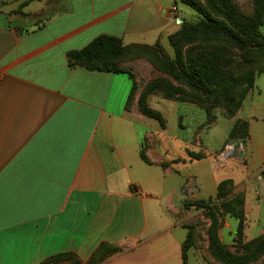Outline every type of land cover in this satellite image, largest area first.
Masks as SVG:
<instances>
[{"label": "crops", "instance_id": "obj_1", "mask_svg": "<svg viewBox=\"0 0 264 264\" xmlns=\"http://www.w3.org/2000/svg\"><path fill=\"white\" fill-rule=\"evenodd\" d=\"M179 4L0 0V264L62 253L71 255L51 264H221L206 232L185 258L183 243L190 222L210 223L185 201L215 197L225 179L245 193L244 241L264 232V73L232 118L153 96L162 126L127 105L128 73L69 65L68 52L101 35L162 41L180 24ZM240 120L245 149L224 156ZM238 225L222 217L224 243Z\"/></svg>", "mask_w": 264, "mask_h": 264}, {"label": "trees", "instance_id": "obj_2", "mask_svg": "<svg viewBox=\"0 0 264 264\" xmlns=\"http://www.w3.org/2000/svg\"><path fill=\"white\" fill-rule=\"evenodd\" d=\"M212 14L208 8L199 0H182V2L200 14V20L196 26L186 25L179 32L171 35V38L184 36L186 43L191 40L185 37L186 29L189 27L195 30V33L204 35L208 39L224 38L227 42L245 48L254 45L264 52V0L258 1V8L253 14H246L240 11L232 0H209ZM155 44H125L123 40L116 36L101 35L92 40L88 45L68 52V62L70 66H85L91 69L106 70L113 72H126L131 76L128 69L119 67L120 58L136 55H150L155 61L160 62L161 67L170 73L175 79L184 81L192 90L194 95L183 98L180 96H164L167 99L193 102L204 108L208 113V120H214L212 114L215 110H220L222 115L232 118L242 107L245 99L253 89L256 77L264 73V68L257 71L251 70L240 75H230L227 73L222 63L220 55L215 51L199 52L187 63L184 62L182 53L178 48L176 62L161 61L155 54ZM208 86L214 87L206 91ZM195 92L206 94L212 97V102L207 103L199 99ZM135 97L134 83L127 105L132 104ZM139 110L144 114L157 119L162 126H165L164 116L156 109L150 106L146 97L139 99ZM224 105L225 109H221ZM249 135V123L247 121H237L227 139L230 141H245ZM143 157L146 156L143 152ZM196 158L203 157V154H193ZM264 176V170L262 171ZM185 205H195L197 208H204V217L209 220V225L203 220V231L207 233L210 254L220 261L221 264H264V233L254 238L248 243H243V231L245 220V194L243 192L234 193V182L232 179H225L218 185L217 195L208 199L187 200ZM230 215L239 220L237 228V239L233 245L224 243L219 236V229L222 224V217ZM199 217L190 222L188 236L183 243V256L186 257V251L198 242V238H203V231H200ZM69 253H62L49 258L45 264L58 262ZM263 255V256H262ZM262 256V257H261Z\"/></svg>", "mask_w": 264, "mask_h": 264}, {"label": "rangeland", "instance_id": "obj_3", "mask_svg": "<svg viewBox=\"0 0 264 264\" xmlns=\"http://www.w3.org/2000/svg\"><path fill=\"white\" fill-rule=\"evenodd\" d=\"M199 1L202 2V4L205 5L212 14H214L210 7L209 0ZM179 2L181 9V17L179 18L180 24H178L179 26L175 31L167 35V37L162 41H159L158 45L155 47L154 55H158L157 59L161 61L176 62L177 51L179 48L184 62L187 63L199 52L215 51L220 55V62L222 63L224 70L230 75L236 76L247 73L251 70L257 71L258 69L264 68V52H260L259 48L254 45L241 48L227 42L224 38L208 39L204 35L195 33V30H191L189 27L186 28L188 30L185 32V37L191 38L190 41L185 43L183 41L184 36L177 35L172 39L171 35L179 32L184 26H196L201 17L197 11L184 4L182 0H179ZM232 3L240 11L246 14L255 13L259 4L257 0H232ZM118 66L128 69L131 73L135 92L132 104L137 102L136 104L138 109V101L141 97H146L150 100L153 96H180L187 98L194 95L192 88H190L184 81L177 80L170 73L166 72L161 67L160 62L155 61V58L150 55L132 54L130 56L120 58ZM212 89H214V87L208 86L206 91H210ZM195 95L204 103H207V101L212 102L211 96L199 94L197 92H195ZM218 107L225 109L224 105H220ZM260 194L261 192L257 190V199L261 198ZM199 221H201L199 222V227L202 232L205 229L203 227L204 221L202 218ZM242 242L248 243V241H244V238L242 239ZM250 264H255V262Z\"/></svg>", "mask_w": 264, "mask_h": 264}, {"label": "built area", "instance_id": "obj_4", "mask_svg": "<svg viewBox=\"0 0 264 264\" xmlns=\"http://www.w3.org/2000/svg\"><path fill=\"white\" fill-rule=\"evenodd\" d=\"M177 8H174V11H176ZM244 141H241V143L237 142V141H230V142H226L221 154H223L224 156H228L230 155L233 151L239 149L240 151H243L245 149V145L243 143Z\"/></svg>", "mask_w": 264, "mask_h": 264}]
</instances>
